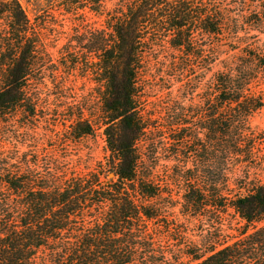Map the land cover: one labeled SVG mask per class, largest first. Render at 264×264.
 I'll list each match as a JSON object with an SVG mask.
<instances>
[{
  "label": "trees",
  "instance_id": "1",
  "mask_svg": "<svg viewBox=\"0 0 264 264\" xmlns=\"http://www.w3.org/2000/svg\"><path fill=\"white\" fill-rule=\"evenodd\" d=\"M25 1L84 20L54 63L46 21L0 0V132L44 118L48 83L75 102L81 69L98 107L86 118L73 103L68 134L99 127L107 152L85 173L52 152H0V264H264V139L250 124L263 106L264 0ZM152 61L178 82L220 69L187 84L204 93L197 108L169 100L155 118L143 102Z\"/></svg>",
  "mask_w": 264,
  "mask_h": 264
},
{
  "label": "rangeland",
  "instance_id": "2",
  "mask_svg": "<svg viewBox=\"0 0 264 264\" xmlns=\"http://www.w3.org/2000/svg\"><path fill=\"white\" fill-rule=\"evenodd\" d=\"M20 2L32 20L36 18V22L46 21L47 24L43 29V34L47 50L54 63L58 62L63 45L68 40L74 39L73 36L76 32L75 27H73L74 20L81 22L84 19L81 16L72 19L69 16H63L60 12L45 10L44 8L39 11L40 9L27 4L25 0H20ZM85 16V23L88 26L97 29L101 28L103 23L101 17L89 13ZM260 38L261 41L264 40V27ZM219 69L220 66L217 63L209 71L199 70L194 66L178 82L179 79L171 76L173 74L171 71L152 61L150 70L146 78H144L146 87L143 89V102L150 114L153 117L155 116V118L159 115L160 107L169 100L182 102L189 110H194L200 105L204 93L202 94L203 91L197 88L190 93L191 95L187 94L186 90L189 88V86L186 87L187 84H194L198 77L201 76L208 85L214 73ZM80 73L81 69H77L74 76L70 77L71 81L74 80L72 83L77 94L75 102H73L74 96L70 90L67 89L59 93L51 83H48L45 97L48 100V104L46 105L44 118L34 128L22 127L23 119L21 116H17L12 120V123L3 126L0 132V152H8V154L13 152H52L56 157H61V159L69 162V166H71L73 171L82 173L96 169L99 163H104L107 151L101 128L95 126V131L92 135L84 136L79 140L70 139L68 134V120L72 112H75L73 103L76 104L78 101L85 106L88 110L85 112L86 118L89 116V110L95 112L98 107L95 91L92 90L95 84L88 81V79L81 78L79 76ZM260 89L263 94V106L253 115L250 124L256 137L264 139V74L260 80ZM187 122H195V118H191ZM262 147H264V143L261 144L260 148ZM230 221H232L231 217L227 216L224 224L227 225ZM201 228L203 227L198 222H195L193 234H200ZM195 240L199 239L196 237Z\"/></svg>",
  "mask_w": 264,
  "mask_h": 264
}]
</instances>
